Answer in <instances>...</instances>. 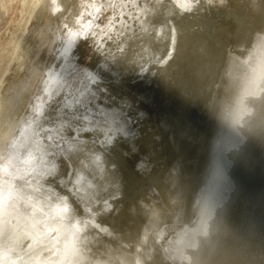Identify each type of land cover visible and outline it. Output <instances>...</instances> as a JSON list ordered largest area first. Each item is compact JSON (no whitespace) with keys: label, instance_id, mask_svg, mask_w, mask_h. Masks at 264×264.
<instances>
[{"label":"bare ground","instance_id":"bare-ground-1","mask_svg":"<svg viewBox=\"0 0 264 264\" xmlns=\"http://www.w3.org/2000/svg\"><path fill=\"white\" fill-rule=\"evenodd\" d=\"M191 2L40 0L0 90V264H264V0ZM89 102L110 149L65 115Z\"/></svg>","mask_w":264,"mask_h":264},{"label":"rangeland","instance_id":"rangeland-1","mask_svg":"<svg viewBox=\"0 0 264 264\" xmlns=\"http://www.w3.org/2000/svg\"><path fill=\"white\" fill-rule=\"evenodd\" d=\"M20 1L21 0H0V90L8 77L14 78L15 80H24L28 75L24 68L28 65L31 47L25 44V41L27 34L33 26V19L39 8L40 0H30L23 16V21H20V10L22 9ZM19 22L21 23V30L14 33V29L18 27L17 25ZM79 66L82 65L79 64ZM77 73L79 74L75 67L74 70H71V77L73 76V78H75ZM59 91L60 85H55V89H53V91L51 90V94H49L51 96H58L60 94ZM28 93L25 95L26 98L23 101V105L32 98ZM10 94V92L7 93L8 96ZM49 94L46 96L49 97ZM75 121L76 125L83 124V126H88L95 120ZM78 128L80 129V127ZM79 131L80 130L76 128L75 132ZM55 132L54 134L52 132H50V134H42V140H47L48 137H51L55 140L57 145L59 143V149H64L65 146L61 135H59L57 131ZM59 151L61 152V150L57 152ZM6 173L12 174L9 170Z\"/></svg>","mask_w":264,"mask_h":264},{"label":"snow or ice","instance_id":"snow-or-ice-1","mask_svg":"<svg viewBox=\"0 0 264 264\" xmlns=\"http://www.w3.org/2000/svg\"><path fill=\"white\" fill-rule=\"evenodd\" d=\"M198 3L199 0H196ZM173 3H175L182 12H191L193 10L194 4L191 2V0H173ZM76 71L81 73L85 77V79H93L95 75L90 71L83 69L81 66L76 65ZM89 73H92L91 76H89ZM95 86V85H94ZM94 90V87H93ZM105 108H108L109 106H104ZM91 109V112L93 113L92 116H89V110ZM122 113V112H121ZM66 116L69 117V122L71 120H95L96 127L93 128V132L97 133L96 140L100 141L102 143V146L108 147L109 149L121 138H125L127 134L126 129V123H122V117L119 114L111 113L110 111H107L103 114L99 112V109L91 108L90 102L89 105H86L83 109H79L75 112L72 110H68L65 113ZM99 115H103L105 118L103 121L97 119ZM115 124L117 127H112L111 125ZM108 125L107 128L104 126ZM80 127L81 131L84 130L83 124L77 125ZM77 133L75 132V128H73V136H75ZM85 143H87L88 140L93 139L91 136H85L82 137ZM95 155V154H94ZM73 210L77 213H80L82 209L78 208L76 205H72ZM112 209H109L111 211Z\"/></svg>","mask_w":264,"mask_h":264}]
</instances>
